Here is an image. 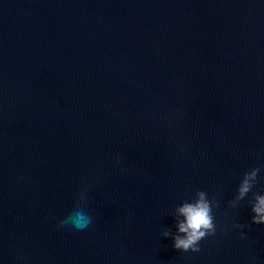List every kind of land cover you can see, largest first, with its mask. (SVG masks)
Returning a JSON list of instances; mask_svg holds the SVG:
<instances>
[{"label":"water","instance_id":"obj_1","mask_svg":"<svg viewBox=\"0 0 264 264\" xmlns=\"http://www.w3.org/2000/svg\"><path fill=\"white\" fill-rule=\"evenodd\" d=\"M85 184L93 223L60 227ZM199 190L216 234L178 251ZM253 193L264 0H0V264H264Z\"/></svg>","mask_w":264,"mask_h":264},{"label":"clouds","instance_id":"obj_2","mask_svg":"<svg viewBox=\"0 0 264 264\" xmlns=\"http://www.w3.org/2000/svg\"><path fill=\"white\" fill-rule=\"evenodd\" d=\"M121 158L117 157L116 164L119 166ZM262 169L253 167L245 172L237 194L228 203L232 208H237L249 192L258 183V176ZM88 186L78 192V198L74 210L60 222V227H72L77 230H84L93 223V218L88 212ZM252 224L264 225V194L253 193L251 201ZM218 207L215 199H209L208 193L199 190L195 193L191 201H184L175 208V227L177 231L173 233L170 229L162 233L163 237H171L173 247L182 252H199L201 249L199 243L208 236H214L217 231L213 209ZM233 228L251 229V224L234 223ZM244 238L245 234L240 233Z\"/></svg>","mask_w":264,"mask_h":264}]
</instances>
